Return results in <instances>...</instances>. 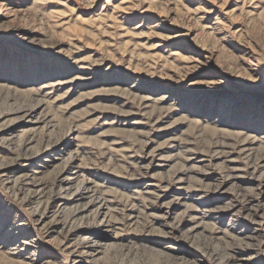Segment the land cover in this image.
<instances>
[{"label": "rangeland", "instance_id": "rangeland-1", "mask_svg": "<svg viewBox=\"0 0 264 264\" xmlns=\"http://www.w3.org/2000/svg\"><path fill=\"white\" fill-rule=\"evenodd\" d=\"M3 127L0 165L61 139L24 168L50 183L71 154L96 185L114 229L89 264H264V0H0ZM23 183L0 179V264H72Z\"/></svg>", "mask_w": 264, "mask_h": 264}, {"label": "bare ground", "instance_id": "bare-ground-1", "mask_svg": "<svg viewBox=\"0 0 264 264\" xmlns=\"http://www.w3.org/2000/svg\"><path fill=\"white\" fill-rule=\"evenodd\" d=\"M26 116L29 117V119H31L32 112L27 113ZM29 122H32L33 125H35L38 121L35 120V121H29ZM33 125H32V128H34ZM7 131H9L7 127L0 128V142L1 141L8 142L11 140V139L2 138V135L5 134ZM60 141L61 139H56L52 142H49L43 149L39 146V149L35 153V155L27 154V148H24L25 149L24 153L18 157L17 161H14L7 165H0V179L4 180L9 185L11 184L12 187L16 186L19 180L24 181V182L26 181V183L35 182V184L33 185L35 189H33L31 193H29L28 197L26 198V202L35 203L37 205V209L35 211L38 217L37 225L39 229L45 232L46 234L47 233L48 234L57 233L58 236H61V235L63 236V240H64V241L62 240L64 242L63 245H65L64 248L70 249L69 253L72 256V264H89L91 260L97 258L98 255L102 253V250L105 247L104 241L106 239V238L104 239L103 237H105L106 233L109 232L112 228L114 229V224H113L114 222L113 223L111 222L110 209L106 205L99 202L98 198H96L98 195L96 197L94 196L96 195L94 194V190H95L94 186L96 187V185L92 184L91 181H81V182L75 183L74 180L80 175V172H82V170L80 169V165L75 164L76 157L71 154H69L68 157L63 160L62 168L59 169V172L57 173L56 176H54L52 182L50 183L42 180L41 178L36 177L37 174L41 172L38 168L40 166L42 167V165H40V163L37 162L40 160H37L36 162H33L30 165H28V169L27 168L25 169L24 168L25 165H22V163L24 162L26 163V161H28L30 158L37 157L38 154L41 153V150H48V149L54 150V151L56 150L55 155L61 157L62 154L60 153V151H57L59 150L57 149V144ZM64 148H65L64 150H68L66 149L67 148L66 146ZM54 159L55 157L52 160H49L47 157L43 159V162L45 163L48 161L52 162ZM20 167H22L24 170L22 169V172L19 176H16L15 178L11 179V174L21 170ZM26 183H23V184H26ZM45 192H47L46 197L44 195ZM145 192H148V191H145ZM84 199H87L88 201L85 202L83 201ZM69 204H73V205L71 207H68ZM110 207H113V206H110ZM65 212H69V215L67 216L66 221H64L61 224L59 219L61 220V215L64 214ZM168 214L169 213L167 211L165 214L158 215V218H160L162 222L166 223L170 219L169 218L170 215L168 216ZM89 215H91L94 218L93 220L94 223H93V226L91 227L93 228L94 231L92 230L91 231L89 230V232L85 231V233H83L82 236L79 237V239H76L75 241H73V239L80 232H82V229L85 228V226L84 227L80 225L71 226V224H69L70 220L72 222V219L74 220V218L77 216H79L81 220L83 218L86 219ZM198 226H199V223L195 224L192 230H195V228H197ZM22 228H23V225L19 224L14 229L11 228V231L15 232L13 233V235L15 234L21 235V234H24V231ZM170 228L173 229L174 227H170ZM27 238L28 237H25L24 238L25 240L23 239L22 240L23 242L21 241L20 242L24 244L25 247L32 246L33 240L31 239V241H28ZM22 250L23 248L21 249V251Z\"/></svg>", "mask_w": 264, "mask_h": 264}]
</instances>
